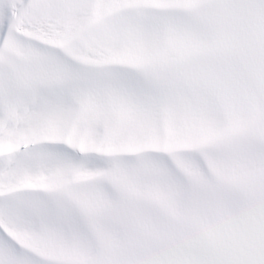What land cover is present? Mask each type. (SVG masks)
Returning a JSON list of instances; mask_svg holds the SVG:
<instances>
[{
  "label": "snow or ice",
  "instance_id": "1",
  "mask_svg": "<svg viewBox=\"0 0 264 264\" xmlns=\"http://www.w3.org/2000/svg\"><path fill=\"white\" fill-rule=\"evenodd\" d=\"M0 264H264V0H0Z\"/></svg>",
  "mask_w": 264,
  "mask_h": 264
}]
</instances>
